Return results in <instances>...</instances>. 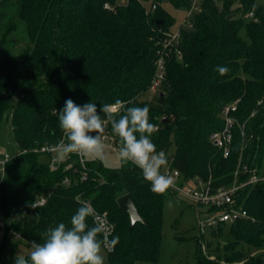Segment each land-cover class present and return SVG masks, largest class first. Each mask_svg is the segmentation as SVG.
<instances>
[{
  "label": "trees",
  "instance_id": "obj_1",
  "mask_svg": "<svg viewBox=\"0 0 264 264\" xmlns=\"http://www.w3.org/2000/svg\"><path fill=\"white\" fill-rule=\"evenodd\" d=\"M192 3L0 0V149L7 128L11 135L4 150L9 159L0 171L5 225L1 246L10 232L31 245L43 243L50 227H71V217L81 206L74 197L80 194L114 224L108 238L118 236L119 243L108 252L109 264L160 259L164 193L151 191L141 169L131 162L109 169L86 159L84 167L71 154L54 170L52 154L35 152L64 138L57 111L68 99L78 106L92 102L98 111L117 99L130 102L126 107L148 106L149 122L158 127L151 136L156 151L165 152L166 168L177 169L182 182L196 178L211 181L213 192L228 189L239 164L238 183H247L253 174L264 178V0H201L200 11L189 19L191 27L182 26L181 59L171 54L159 93L144 98L161 41L175 25L166 7L187 11ZM218 66H227L229 72L220 75ZM236 101L234 115L245 124V134L235 129L225 158L210 135L223 127V108ZM104 134L121 145L110 124ZM244 167L249 171L244 173ZM126 194L143 218L131 231L129 215L117 202ZM40 197H47L44 206H29ZM234 200L228 208L245 211L247 217L210 227L217 228L211 232L218 243L214 251L207 230L199 234L195 264H264V180L247 183ZM93 223L89 217V226Z\"/></svg>",
  "mask_w": 264,
  "mask_h": 264
},
{
  "label": "clouds",
  "instance_id": "obj_2",
  "mask_svg": "<svg viewBox=\"0 0 264 264\" xmlns=\"http://www.w3.org/2000/svg\"><path fill=\"white\" fill-rule=\"evenodd\" d=\"M217 71L226 75L229 68L218 66ZM127 103L130 102L117 99L113 104L101 105L98 111L97 105L92 102L78 106L71 99L66 100L65 106L57 111L64 138L50 150L56 153L58 162H63L71 154L81 157V165L89 157L103 161L106 159L104 133L110 124L112 132L121 142L119 159L141 169L144 180L151 184V191L163 194L172 187L173 179L161 173V168L168 163L167 157L164 151L157 153L151 139L158 127L149 122L148 106L126 107ZM100 113L106 118H102ZM74 199L81 206L71 217V227L59 223L48 228L43 234L44 242L32 241L28 257L17 254L14 264H105L103 251H113L119 237L109 239L107 224L90 203L81 200L80 194ZM29 206L38 207L35 203ZM89 217L94 221L91 227ZM36 219L39 220V214ZM101 234L102 239L99 238Z\"/></svg>",
  "mask_w": 264,
  "mask_h": 264
},
{
  "label": "built area",
  "instance_id": "obj_3",
  "mask_svg": "<svg viewBox=\"0 0 264 264\" xmlns=\"http://www.w3.org/2000/svg\"><path fill=\"white\" fill-rule=\"evenodd\" d=\"M107 7V6H106ZM155 8V7H154ZM200 11V5L198 0H193L192 6L189 10H187L188 19L182 24L179 28L170 31L169 33L165 34V38L161 41V48L157 51V58L155 61V73L152 79L149 91L153 94L159 93L164 81L166 80V73H167V59L171 57V54L174 53L177 59H181L182 52L180 50L181 44V36H182V26L191 27L190 24V17L195 13ZM248 17H253V13L250 12ZM238 108V101L226 105L221 113L222 120H223V127L219 130L214 131L210 135L211 143L217 147L219 150L223 152V156L225 158L230 156L231 153V145L234 138V131L236 128L241 130L242 135L244 136L245 131V124H241L238 118L234 115L237 112ZM106 140H110L115 143L114 139L111 138L109 135L104 134V142ZM116 144V143H115ZM54 146H45L41 149H36L35 152L52 154L50 159V167L52 169H57L62 162H58L56 157L53 155L56 154L55 152L51 151L50 149ZM119 145L116 144V147L113 149L118 151ZM1 154H5L3 159L0 158V171L4 172L5 164L9 159V155L5 153L3 149H0ZM79 157V156H78ZM70 156L67 158L69 159ZM81 160V157H79ZM66 160V159H65ZM85 167V163L83 164ZM71 165L67 167L70 169ZM249 170L247 167L243 168V172L246 173ZM240 164L235 172V182L234 184L228 189H219L216 192L212 191L211 188V181L204 183L200 179H194L195 185L193 188H185L184 183L182 182V175L177 169L166 168L161 173L164 175L171 176L173 179V185L169 189L173 191L175 194H182L185 197L193 200L196 203V211L198 213L199 219V234H204L207 227L217 226L220 223L230 222L235 217H247V213L245 211H241L236 208H228V206H232L235 203L234 195L235 193L242 187H244L247 183L253 184L257 183L260 180H264V178H260L256 174H253L250 180L247 183H238V176L240 174ZM82 179H85L84 177ZM70 181L66 179L64 183L68 184ZM183 183V184H182ZM47 203V197H40L37 199L35 204L38 207L44 206ZM89 203V202H88ZM91 205V204H90ZM92 206V205H91ZM204 206L207 209L213 208L216 212L209 213L212 214L209 219L203 220L201 218L200 207ZM93 207V206H92ZM95 210V209H94ZM96 214L99 215L107 224L108 226V237L114 231V224L109 220V217L106 213H98L95 210ZM5 234V225L2 219V215L0 213V239L3 238ZM1 246V244H0Z\"/></svg>",
  "mask_w": 264,
  "mask_h": 264
},
{
  "label": "rangeland",
  "instance_id": "obj_4",
  "mask_svg": "<svg viewBox=\"0 0 264 264\" xmlns=\"http://www.w3.org/2000/svg\"><path fill=\"white\" fill-rule=\"evenodd\" d=\"M200 3L201 0H198ZM168 12L175 19L174 28L172 30L179 28L188 19L186 10L175 9L172 6L166 7ZM246 21L248 17L246 16ZM245 36V32H242ZM155 96L152 92H148L144 98L152 99ZM10 133L8 128L5 130L3 143V150L9 148L10 144ZM105 154L106 159L101 161L93 158H85L87 161L99 162L105 168L109 169H119L122 167L123 162L119 159L118 151L113 148L116 144L110 140L105 142ZM56 157V154L53 155ZM40 161H46V156L40 155ZM163 168H166L164 166ZM195 185L194 181L190 180L184 183L185 188H193ZM165 206H164V221H163V238H162V250L160 259L156 263L147 262H137L136 264H195L199 258V244L197 237L199 236V216L196 211V203L185 197L182 194H174L172 190H167L164 193ZM207 208L204 206L200 207L201 218L203 220L209 219L212 214L206 212ZM217 228L208 227L206 230V236L210 240L212 230ZM183 238V240H179ZM2 239H0V244ZM209 240V241H210ZM211 251H214L218 247L217 240H213ZM31 251V245L27 244L21 238H19L13 232L8 233L4 240V244L0 246V259L3 264H14V260L17 254L24 255L25 257L29 255ZM103 254L106 257L105 264H109L108 251L104 250Z\"/></svg>",
  "mask_w": 264,
  "mask_h": 264
},
{
  "label": "water",
  "instance_id": "obj_5",
  "mask_svg": "<svg viewBox=\"0 0 264 264\" xmlns=\"http://www.w3.org/2000/svg\"><path fill=\"white\" fill-rule=\"evenodd\" d=\"M165 120V119H164ZM118 205L119 207L126 211L129 215V231L132 230L134 225L138 222H143V218L140 215L132 197L129 194H126L118 199Z\"/></svg>",
  "mask_w": 264,
  "mask_h": 264
},
{
  "label": "crops",
  "instance_id": "obj_6",
  "mask_svg": "<svg viewBox=\"0 0 264 264\" xmlns=\"http://www.w3.org/2000/svg\"><path fill=\"white\" fill-rule=\"evenodd\" d=\"M2 240L1 241H3V238H1ZM2 244V243H1Z\"/></svg>",
  "mask_w": 264,
  "mask_h": 264
}]
</instances>
